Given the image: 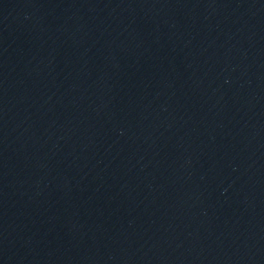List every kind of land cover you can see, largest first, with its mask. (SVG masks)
Instances as JSON below:
<instances>
[{"label":"water","instance_id":"95a60500","mask_svg":"<svg viewBox=\"0 0 264 264\" xmlns=\"http://www.w3.org/2000/svg\"><path fill=\"white\" fill-rule=\"evenodd\" d=\"M219 264H264V86L247 169Z\"/></svg>","mask_w":264,"mask_h":264}]
</instances>
